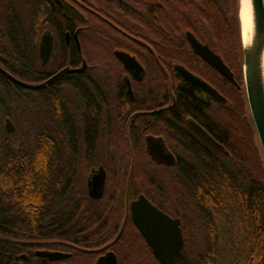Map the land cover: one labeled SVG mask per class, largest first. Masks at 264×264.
Wrapping results in <instances>:
<instances>
[{"label":"trees","instance_id":"obj_1","mask_svg":"<svg viewBox=\"0 0 264 264\" xmlns=\"http://www.w3.org/2000/svg\"><path fill=\"white\" fill-rule=\"evenodd\" d=\"M150 1L131 12L117 7L121 22L153 51L145 61V90L136 93L135 107H152L162 93L164 76L157 63L169 69L182 65L226 100L204 125L225 152L192 134L185 124L192 110L184 100L171 114L167 111L170 122L143 118L140 128L128 134L129 149L125 127L131 103L116 109L123 106L115 99L120 71L110 66L118 34H81L82 55L89 63L102 62L103 68L65 76L53 87L19 88L0 73V240H5L7 258L23 252L28 241L57 251L74 247L79 256L80 249L113 240L123 222L120 240L141 239L125 201L144 195L178 218L185 235L195 218L204 231V249L187 252L191 240L184 235L174 264H264V156L246 100L238 0ZM22 5V13L0 5V68L33 83L47 72L38 59L40 32L47 23L36 17L32 0ZM187 31L222 58L235 84L193 54ZM99 48H106L102 61ZM100 86L104 98L97 109L89 96L98 95ZM5 118H15L14 132L5 131ZM146 134L164 136L178 162L155 164L143 143ZM100 166L106 171L104 196L93 200L84 182L89 170ZM121 249V264H159L146 247L140 250L141 243Z\"/></svg>","mask_w":264,"mask_h":264},{"label":"flooded vegetation","instance_id":"obj_2","mask_svg":"<svg viewBox=\"0 0 264 264\" xmlns=\"http://www.w3.org/2000/svg\"><path fill=\"white\" fill-rule=\"evenodd\" d=\"M32 3L35 5L34 12H37L36 17L41 19L43 22L47 23L44 25L45 26L44 29L40 32V34L42 35L38 43V59H39L41 67L46 68L47 72H45V74L43 75L41 79H37L33 83L25 82V83H29L33 85H41L45 83V85L39 87L38 89H35L34 91H37L43 88L53 87L54 85H57L58 82L63 81L62 78H65V76L83 75V74H87L88 71L100 70L103 68L102 62H97L95 64L89 63L87 59L84 57V55H82L81 39H80L81 34H118L119 36L118 37L119 40H117L118 46H116V48L114 49H111V51L109 50L112 56L111 58L112 63L110 66L115 67L118 71H120L119 75H120L121 82H120L119 88H117L115 99H116V102L118 101L119 103H122L123 106L117 107L116 109H118L119 110L118 112H120V108H122L121 110H123L124 103H127V102L131 103L129 107L131 109L130 110L131 113L128 115V119H127L126 127H125V132L127 134V144H128L129 149H131V146H130V140H129L128 134L130 133V130L140 128L142 124L140 122H142L143 118H148L146 116H160L164 122L165 121L170 122V119L166 118L167 114L168 113L171 114V112L173 111L172 109L174 107L175 109L179 108L183 100L187 103L188 106H190V110H192V112L188 115V117L185 120L186 126L189 128V130L192 132L193 135L197 136L205 144L213 147L208 141H206L203 137H201V135L192 127V124L199 126L205 131L207 135L211 136L206 130L204 125L206 124V122H209L210 120L213 119L214 107L221 105V104H225L226 100L217 90L216 91L224 98L223 102L215 101L202 92H199L197 94L200 99L203 98L205 100H208L209 102L208 107H204L200 103L193 104L191 103L189 99H187L186 97H183L182 93H180L179 90L177 89L178 85H181L182 82L174 70L175 66H182V65L173 64L169 69V68H165L160 63H157V66L161 68V71L163 72V76H164L163 78L164 82L162 84V93L157 95L156 98L153 99L154 105L152 107H149V108H154V109L150 110L148 107H145L146 108L145 110H139V108L135 107L136 93H139V91L144 92L145 90L143 82L146 77V71H147L146 65H148L145 61H147L150 58L149 55L150 53H153V51L151 47L145 41H143V39L133 35L135 33L132 30H130L128 26H126L125 24L121 22L119 17L122 16V13L117 9V7H126L128 11L130 10L131 12L135 10L136 7L150 5L151 3L150 0H32ZM154 3H157V2L155 1ZM0 5H3L4 7L9 5L11 8H13L15 11H18L19 13H22V11H24L22 0H0ZM112 7L114 9H112ZM91 21L92 23H95L93 24L95 25V27L92 24H90ZM44 34H49L51 36V42H52L51 54H50L49 59L45 63H43L42 60H40L39 58L40 42ZM195 38L197 39L196 36ZM185 39H186V35H185ZM186 42L188 43L187 39H186ZM200 43L203 45H207L202 42ZM74 47L77 50L78 58L76 57L73 58L72 48ZM211 50L214 53H216L213 49ZM98 51L100 52L99 60L102 61V51H106V48H99ZM117 52H123L131 57H134V59L139 63V65L143 69L141 79H137V78L135 79V76L130 74L124 68L123 64L116 57ZM197 57L200 60H202L199 56ZM155 60L157 59L155 58ZM83 65H85L84 68H83ZM66 68L70 70H78L82 68L83 69L80 72L73 71V72L63 73L62 75L50 81L49 83H46L48 80L53 78L56 74H58L60 71ZM186 70L189 71L188 69ZM189 72L197 76L198 78L202 79L207 84H209V82L206 81L201 76L191 71ZM18 87L23 88L20 86ZM101 91L102 89L100 86V90H99L100 93L98 95L89 96L90 99H93V102L96 104L97 109L100 108V105L103 102V98H104L103 94H101ZM66 100L70 102V99L67 98ZM67 109H69V104L67 105ZM168 110H170V112L167 113ZM6 119L8 118H5L4 121ZM147 136H153L154 138L161 137L164 141L166 148L170 151V153H172L176 162H178L177 154L172 150L170 145L167 143V139L164 138V136L162 135H154V134L144 135L143 143H144L146 151H147V147H146L145 139ZM148 156L155 164L160 165V166L162 165L165 167H169V166H166L164 163H157L155 160L152 159L149 153H148ZM92 169H96V168H92ZM92 169L89 170V174ZM105 184H106V181H105ZM134 200L129 201L128 196L126 197L125 203H126V212L128 215H130L128 206ZM123 227H121L122 229L119 230L118 234L120 233V231L122 233ZM180 227H181V224H180ZM136 231L138 232L141 239L135 240L133 238H126V239L120 240L119 239L121 235L120 233L117 239L116 237L118 236V234L113 240L104 243V245H102L101 247L97 249H93V250H88V249L78 250L77 249L78 251L83 253L82 255H79V256L75 255L74 251L76 250V248L74 247H61V250L57 251V250H52V249L43 247L45 246L43 243L28 241V242L23 243L24 245H26V249L23 252L17 254L14 257L7 258L5 240L2 239L0 240V244L2 247V253L0 254V264H14V263H17V264H96L98 259H100L101 257H104L105 255L109 253L114 254L115 259H116V264H121L120 263V257L122 254L121 248L125 247L127 250H131L132 246H134L135 244L141 243L142 249L140 250L145 252L146 251L145 247L147 248V250H150L149 246L147 245L146 241L143 239L142 235L139 233L137 228H136ZM132 251H134V249ZM39 252H58L63 255H66L67 257L57 260V261H51L47 259L46 257L40 256ZM89 253H91V255Z\"/></svg>","mask_w":264,"mask_h":264},{"label":"water","instance_id":"obj_3","mask_svg":"<svg viewBox=\"0 0 264 264\" xmlns=\"http://www.w3.org/2000/svg\"><path fill=\"white\" fill-rule=\"evenodd\" d=\"M249 7V25L251 35L250 40L245 42L243 38V27L240 15L241 0H238V19L242 47V72L247 106L262 154L264 156V77L262 70V58L264 56V0H249ZM185 35L195 55L199 56L209 67L214 69L223 78L235 84L233 73L230 71L228 66L224 64L220 56L214 53L207 45L201 44L191 32H186ZM51 49V36L49 34H44L41 38L39 47V58L43 63L49 59ZM116 57L123 64L124 68L130 74L135 76V79H141L143 69L134 57H131L123 52H117ZM84 67L85 65H83V68ZM82 69L70 70L66 68L46 83H49L63 73L73 71L80 72ZM174 70L182 82L181 85H178L177 89L180 93H182L183 97L189 99L191 103H200L204 107H208V100L203 98L200 99L197 95L199 92L204 93L215 101H224V98L216 91V89L187 71L184 67L175 66ZM0 73L13 84L25 89L35 90L45 85V83L41 85H33L22 82L3 71L1 68ZM192 127L215 149L225 152L224 148L211 136L207 135L202 128L193 124ZM4 128L7 133H12L15 130L9 119L5 120ZM145 142L147 152L153 160L157 163H164L169 167L174 166L176 160L172 153H170V151L166 148L161 137L154 138L153 136H147ZM132 164L133 160L131 161L128 184L130 181ZM105 181L106 172L103 167L92 169L90 171L86 187L88 196L91 199L100 200L103 197ZM128 210L133 224L146 241L156 261L159 264H174L175 257L184 248V237L180 227V220L178 218H172L162 212L144 195H139L136 200L132 201L128 206ZM123 226L124 222L122 224V227ZM120 233L116 239L119 237ZM39 255L46 257L51 261H57L67 257L66 255L58 252H39ZM96 264H116V259L114 254L109 253L98 259Z\"/></svg>","mask_w":264,"mask_h":264},{"label":"rangeland","instance_id":"obj_4","mask_svg":"<svg viewBox=\"0 0 264 264\" xmlns=\"http://www.w3.org/2000/svg\"><path fill=\"white\" fill-rule=\"evenodd\" d=\"M10 122L12 123L14 128H15V126H17L16 124H18L16 122L15 118L13 120H10ZM4 123H5V121H4ZM259 148H260V145H259ZM100 167H102V166H100ZM98 168L99 167H97L96 169H98ZM88 174H89V172L86 174V178H85V182H84L85 187H86ZM83 175L85 176L84 173H83ZM192 221L193 222H191L192 224H191V226H189L188 231L187 230L185 231L186 235L184 233H183V235H185V236L188 235L189 239L191 240V241H189L188 246L186 247V251L196 253V252H200L201 250L204 249L205 244H206V239H205L204 231L202 230V227L200 226V224L198 223L196 218H195V221L193 219H192Z\"/></svg>","mask_w":264,"mask_h":264},{"label":"bare ground","instance_id":"obj_5","mask_svg":"<svg viewBox=\"0 0 264 264\" xmlns=\"http://www.w3.org/2000/svg\"><path fill=\"white\" fill-rule=\"evenodd\" d=\"M249 0H241V20H242V27H243V38L245 42L250 40L251 30H250V21H249ZM262 70H263V77H264V56L262 58Z\"/></svg>","mask_w":264,"mask_h":264}]
</instances>
